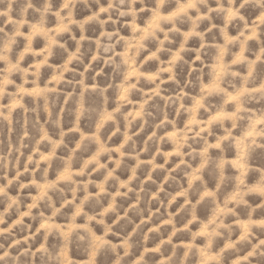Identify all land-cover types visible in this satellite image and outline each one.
I'll return each instance as SVG.
<instances>
[{"label": "clouds", "instance_id": "9594fccd", "mask_svg": "<svg viewBox=\"0 0 264 264\" xmlns=\"http://www.w3.org/2000/svg\"><path fill=\"white\" fill-rule=\"evenodd\" d=\"M0 264H264V0H0Z\"/></svg>", "mask_w": 264, "mask_h": 264}]
</instances>
